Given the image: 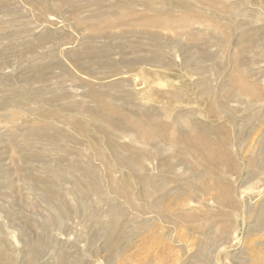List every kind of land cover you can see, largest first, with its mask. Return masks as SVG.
Masks as SVG:
<instances>
[{
    "label": "rangeland",
    "instance_id": "rangeland-1",
    "mask_svg": "<svg viewBox=\"0 0 264 264\" xmlns=\"http://www.w3.org/2000/svg\"><path fill=\"white\" fill-rule=\"evenodd\" d=\"M0 264H264V0H0Z\"/></svg>",
    "mask_w": 264,
    "mask_h": 264
}]
</instances>
